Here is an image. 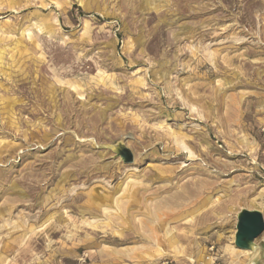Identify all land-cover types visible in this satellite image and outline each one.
<instances>
[{"label": "rangeland", "instance_id": "rangeland-1", "mask_svg": "<svg viewBox=\"0 0 264 264\" xmlns=\"http://www.w3.org/2000/svg\"><path fill=\"white\" fill-rule=\"evenodd\" d=\"M242 208L264 0H0V264H264Z\"/></svg>", "mask_w": 264, "mask_h": 264}, {"label": "water", "instance_id": "water-1", "mask_svg": "<svg viewBox=\"0 0 264 264\" xmlns=\"http://www.w3.org/2000/svg\"><path fill=\"white\" fill-rule=\"evenodd\" d=\"M109 149L123 163L133 162V152L123 141L108 145ZM264 230V218L259 210L242 208L236 216L234 245L241 250H254L255 239Z\"/></svg>", "mask_w": 264, "mask_h": 264}, {"label": "trees", "instance_id": "trees-1", "mask_svg": "<svg viewBox=\"0 0 264 264\" xmlns=\"http://www.w3.org/2000/svg\"><path fill=\"white\" fill-rule=\"evenodd\" d=\"M73 8L78 9L79 11H81V9L78 6H73Z\"/></svg>", "mask_w": 264, "mask_h": 264}, {"label": "bare ground", "instance_id": "bare-ground-1", "mask_svg": "<svg viewBox=\"0 0 264 264\" xmlns=\"http://www.w3.org/2000/svg\"><path fill=\"white\" fill-rule=\"evenodd\" d=\"M90 176V175H89ZM131 196V195H130Z\"/></svg>", "mask_w": 264, "mask_h": 264}]
</instances>
